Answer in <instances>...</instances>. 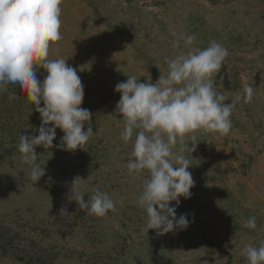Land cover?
<instances>
[{"label":"rangeland","instance_id":"374dc122","mask_svg":"<svg viewBox=\"0 0 264 264\" xmlns=\"http://www.w3.org/2000/svg\"><path fill=\"white\" fill-rule=\"evenodd\" d=\"M61 9L62 39L51 45L49 58H57L58 49L77 69L84 85L81 107L90 110L95 134L75 151L55 147L64 135L60 129L51 149L37 146L45 174L35 185L18 148L22 134L38 135L40 115L26 93L17 94L15 87L0 93V107L4 98L10 109L0 112V123L18 108L24 126L20 131L0 124V148L6 149L0 221L18 230L24 223L22 236L53 250L57 264H78L82 252L117 254L122 244L128 264H247L243 248L264 241V0H62ZM187 34L197 37L192 47L217 41L227 48L212 77L225 103L245 84L254 95L233 109L228 135L198 130L178 142L174 151L184 148L195 186L190 198L180 197L176 214L187 213L190 224L164 235L146 234V213L137 198L148 172L129 174L126 167L132 142L120 138L124 122L115 111L120 99L115 86L127 76L144 82L150 75L155 83L167 74L166 57L188 51L182 39L179 47L173 45ZM12 93L15 100H9ZM75 179L85 201L98 189L110 195L116 210L103 217L80 210L68 199ZM62 207L70 215H60ZM253 216L256 229L244 227ZM0 264L17 263L0 257Z\"/></svg>","mask_w":264,"mask_h":264},{"label":"clouds","instance_id":"9594fccd","mask_svg":"<svg viewBox=\"0 0 264 264\" xmlns=\"http://www.w3.org/2000/svg\"><path fill=\"white\" fill-rule=\"evenodd\" d=\"M61 4L62 0H0V93L18 84L41 119L38 135L22 134L18 148L21 162L30 166V180L35 185L45 174L37 163V146L51 149L57 129L64 135L55 147L65 151L83 149L95 134L90 110L81 107L84 85L77 69L59 57L58 49L57 58H49L51 45L62 39ZM181 39L188 51L166 57L167 74L160 75L155 83L150 75L144 82L127 76L115 86L120 94L115 111L124 122L120 138L126 145L132 142L126 167L129 174L148 172L137 198L146 213V234L156 230L157 235H164L190 224L187 213L176 214L180 197L190 198L195 186L184 148L174 151L178 142L182 145L198 130L228 135L233 109L240 101L250 103L254 95L253 87L245 84L242 93L225 103L227 98L214 87L212 77L227 58V48L217 41L203 49L192 47L195 34L177 37L174 47L180 46ZM39 68L47 73L43 80L37 78L35 69ZM15 99V93L9 95V100ZM190 139L196 138L192 135ZM84 195L75 179L68 199L80 210L97 217L116 210L115 201L106 192L94 190L87 201ZM172 202L175 206H170ZM60 215L70 214L62 207ZM244 227L256 229V218L249 217ZM242 251L247 264H264V241L258 247L246 245Z\"/></svg>","mask_w":264,"mask_h":264},{"label":"trees","instance_id":"16d2710c","mask_svg":"<svg viewBox=\"0 0 264 264\" xmlns=\"http://www.w3.org/2000/svg\"><path fill=\"white\" fill-rule=\"evenodd\" d=\"M35 70L37 72V78L43 80L47 73L42 68ZM12 87H15L14 90H16L19 95L26 93L18 84L8 86L9 89ZM7 106V102L3 98L0 112L3 113L7 109L10 111ZM17 109H13L12 114L14 115L10 114L11 117L8 116L6 119L4 118L0 124L4 127L13 125L17 128V130L21 131L24 126L22 115ZM15 114H17V120L13 123ZM5 153L6 149L3 147L0 148V163L4 160ZM24 227H26V225L23 223L18 230L6 222L0 221V257L11 258L17 264H57L56 261L58 260V256L53 250L40 245L34 237L29 235L22 236L27 229ZM20 230H22V232ZM127 253L128 252L124 248L123 244L117 254H113L108 251L103 253L102 250L98 254L93 255V253H91L87 254V256L84 252H82L79 254L78 264H128L125 259Z\"/></svg>","mask_w":264,"mask_h":264}]
</instances>
